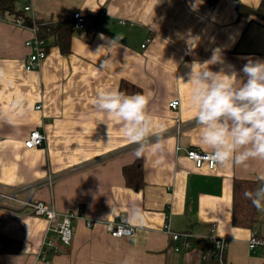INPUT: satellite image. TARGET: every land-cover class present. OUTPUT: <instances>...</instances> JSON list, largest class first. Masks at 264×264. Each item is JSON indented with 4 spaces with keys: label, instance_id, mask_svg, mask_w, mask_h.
<instances>
[{
    "label": "crops",
    "instance_id": "crops-1",
    "mask_svg": "<svg viewBox=\"0 0 264 264\" xmlns=\"http://www.w3.org/2000/svg\"><path fill=\"white\" fill-rule=\"evenodd\" d=\"M261 1L30 0L35 18L63 21L81 12L87 22L73 33L71 51L51 45L34 70L25 68L31 52L25 42L35 32L12 17L0 18V190L40 183L22 198L75 215L71 244L55 239L45 247V217L12 202L11 209H0V234L21 243L16 253H0V264H122L126 258L133 264H203L196 242L189 251H175L167 224L197 240H226L224 264H264V247L249 245L254 232L264 239V213L258 211L260 221L252 227L233 223L234 181L258 187L264 161L212 170L187 158L189 148L210 151L198 144L190 65L209 60L219 48L223 63L212 70L234 66L242 83L244 64L264 60V21L239 16L237 8H258ZM99 91L148 97L149 115L166 129L163 152L148 150L137 158L120 122L95 105ZM174 99L178 109L169 105ZM36 128L46 133V143L27 148ZM138 159L144 184L134 189L123 169ZM137 207L143 220L134 227L135 239L113 237L106 223ZM43 248L48 263L39 256Z\"/></svg>",
    "mask_w": 264,
    "mask_h": 264
},
{
    "label": "clouds",
    "instance_id": "clouds-1",
    "mask_svg": "<svg viewBox=\"0 0 264 264\" xmlns=\"http://www.w3.org/2000/svg\"><path fill=\"white\" fill-rule=\"evenodd\" d=\"M221 63V49L217 48L209 60L190 65L187 84L191 85L189 103L195 109L194 119L200 129L198 144L210 150V160L217 166L247 168L251 161H264V60H248L240 70L246 77L240 84L234 66L230 71L212 70V65ZM94 103L120 122L124 137L136 146L137 158L144 157L148 150L154 155L163 152L166 129L149 115L148 97L99 91ZM256 181L259 186L246 191L244 196L258 211L264 212V170L258 172ZM142 220L143 210L137 207L123 216L121 225L116 227L135 239L131 229L140 227ZM122 264L133 262L126 258Z\"/></svg>",
    "mask_w": 264,
    "mask_h": 264
},
{
    "label": "built area",
    "instance_id": "built-area-1",
    "mask_svg": "<svg viewBox=\"0 0 264 264\" xmlns=\"http://www.w3.org/2000/svg\"><path fill=\"white\" fill-rule=\"evenodd\" d=\"M24 10L26 12L31 13L32 7L30 0H26V4L24 5ZM33 20H35L32 15ZM74 26L76 29H84L86 27V17L81 12H75L73 14ZM16 23L20 26H23V22L21 19H18ZM26 27V26H24ZM30 28V27H29ZM35 32V37L33 39L27 40L25 42L26 46L31 48V52L29 53L25 68L26 70H34L40 68L42 61L47 57V41L38 37L37 35V27L34 24V27L31 28ZM150 41V39H147ZM147 44L143 43L142 47H145ZM172 109H178L180 105L179 99H174L169 103ZM41 106H37L40 108ZM47 140V135L44 131L36 128L31 131L29 137L25 140V146L27 148H34L38 146H44ZM187 158L194 162L197 168H201L204 165L209 169H215L217 165L213 164L210 160V156L208 152H205L199 148H189L187 150ZM42 187V184L35 183L29 184L21 187H11L6 188L5 190H0V209H11L12 203L20 204L23 207H30L32 211L37 216L45 217L48 220L47 227V238L45 243L46 246L53 247L54 240L60 239L64 244L69 245L73 239V222L75 219V215L72 213L60 214L55 208L53 204L46 203L44 201L31 202L30 198L23 199L22 195L26 192L32 193ZM12 202V203H11ZM11 203V204H10ZM10 204V206H9ZM14 209V208H13ZM123 217V216H122ZM89 226L93 224V222H88ZM110 225H112L110 227ZM121 225V220L119 222L109 221L106 223L107 230L113 237H129L126 234H123L122 230L118 229L116 226ZM167 230L170 234L171 241L178 243V245L174 246L175 251H189L193 247V243L198 239L190 232H177L173 231L169 224H167ZM133 235L135 236L136 231L135 228L131 229ZM211 240L214 242V246L216 249L215 255L217 260L224 264L225 251L227 248V242L223 238L213 237ZM250 248H256L257 246L264 247V239H261L256 232L252 234V238L250 240ZM41 260L48 263L50 262V256L45 251V248L39 253ZM205 257V256H204Z\"/></svg>",
    "mask_w": 264,
    "mask_h": 264
},
{
    "label": "trees",
    "instance_id": "trees-1",
    "mask_svg": "<svg viewBox=\"0 0 264 264\" xmlns=\"http://www.w3.org/2000/svg\"><path fill=\"white\" fill-rule=\"evenodd\" d=\"M21 6V0H0V18L4 19L12 17L16 22L21 19L23 26L37 27L38 37L47 41L46 48L51 45L58 46L62 53L71 51V39L76 29L74 19L63 21H52L42 18H34L29 12L24 10L26 0ZM210 3L216 0H207ZM239 16L255 15L264 21V0L258 8H250L244 4L238 5ZM126 183L129 187L140 189L144 184V165L142 160H136L133 164L123 169ZM257 184L249 180L236 179L234 181V209L233 223L239 226L252 227L260 221L258 210L253 206L252 202L244 196L246 191H254ZM197 246L202 249L205 254V262L203 264H221L215 255L216 249L211 239L203 238L195 241ZM21 249V243L14 238L0 234V253H16Z\"/></svg>",
    "mask_w": 264,
    "mask_h": 264
},
{
    "label": "rangeland",
    "instance_id": "rangeland-1",
    "mask_svg": "<svg viewBox=\"0 0 264 264\" xmlns=\"http://www.w3.org/2000/svg\"><path fill=\"white\" fill-rule=\"evenodd\" d=\"M20 5H23V1L21 0ZM264 213V212H263Z\"/></svg>",
    "mask_w": 264,
    "mask_h": 264
}]
</instances>
